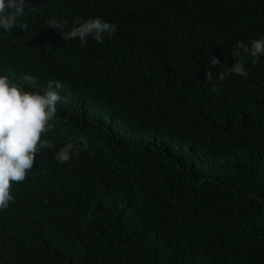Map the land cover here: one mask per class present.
<instances>
[{"label": "trees", "instance_id": "16d2710c", "mask_svg": "<svg viewBox=\"0 0 264 264\" xmlns=\"http://www.w3.org/2000/svg\"><path fill=\"white\" fill-rule=\"evenodd\" d=\"M25 13L27 29L0 28V75H33L25 90L41 94L59 80L69 102L0 212V264H264V56L231 55L264 37V0H26ZM95 17L115 34L64 39ZM237 61L248 76L219 81Z\"/></svg>", "mask_w": 264, "mask_h": 264}, {"label": "clouds", "instance_id": "9594fccd", "mask_svg": "<svg viewBox=\"0 0 264 264\" xmlns=\"http://www.w3.org/2000/svg\"><path fill=\"white\" fill-rule=\"evenodd\" d=\"M25 3L26 0H0V28L5 32L11 31L14 26L27 29V24H17V20L26 14ZM45 23L53 29L62 27L55 19H47ZM116 27L115 23L95 17L83 22L77 21V25L64 33L63 37L78 38L81 44H86L91 37L102 44L104 35H114ZM234 47L235 51L231 54L233 57L264 56V37L253 40L250 47L239 41ZM209 60L213 68L222 64L212 54L209 55ZM253 63L256 61L253 60ZM233 73L248 76L244 64L237 61L220 72L218 80L223 81ZM20 79L24 83L13 82L8 76L0 75V212L8 209L9 204L14 202L15 197L11 194L13 183L24 182L33 169L37 154L44 148L53 147L52 142L42 139V136L53 127L52 121L56 117L58 103L69 102L67 97L60 95L65 86L59 80L47 81L46 90L41 94L25 90V85L37 83L35 76L25 74ZM206 80H213L210 71L206 72ZM79 139L83 150H87V140L83 136ZM75 150L76 146L69 142L55 154V159L60 163H69Z\"/></svg>", "mask_w": 264, "mask_h": 264}]
</instances>
